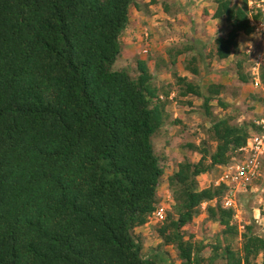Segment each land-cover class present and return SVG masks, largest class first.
<instances>
[{
	"label": "trees",
	"instance_id": "16d2710c",
	"mask_svg": "<svg viewBox=\"0 0 264 264\" xmlns=\"http://www.w3.org/2000/svg\"><path fill=\"white\" fill-rule=\"evenodd\" d=\"M131 3L0 0V264H167L160 245H172L181 264H256L258 256L264 264V238L252 225L239 233L231 223L235 210L222 205L225 186L198 187L199 175L231 162L257 130L228 116L210 126L214 149L189 144L199 160L184 159L168 177L172 212L165 210L156 229L161 244L143 251L135 229L160 204L164 167L152 137L167 113L146 60L136 61L135 78L112 69ZM215 3L213 17L229 27L214 40L216 58L225 59L238 32L253 31L250 19L264 24V11L252 12L247 0ZM236 65L240 81L251 84L250 71ZM173 76L182 96L204 97L206 110L208 97L220 93L218 84L201 90ZM259 77L263 87L264 65ZM204 202L227 242L206 262V246L185 239L184 229ZM237 234L240 251L230 241Z\"/></svg>",
	"mask_w": 264,
	"mask_h": 264
},
{
	"label": "rangeland",
	"instance_id": "374dc122",
	"mask_svg": "<svg viewBox=\"0 0 264 264\" xmlns=\"http://www.w3.org/2000/svg\"><path fill=\"white\" fill-rule=\"evenodd\" d=\"M233 2L240 5L242 0ZM215 7V0H132L128 24L120 37L121 52L112 66V69H125L135 78L138 73L136 61L146 60L152 73L151 82L160 87V99L166 101L167 127L163 126V130L154 133L152 142L164 167L157 200L166 205L167 213L172 212L173 203L168 177L184 159L196 162L200 158V154L189 144L199 145L204 141L213 150L216 142L212 140L209 129L215 119L228 116L231 123L240 125L264 114V85L255 89L249 83H242L236 65L241 62L243 71L248 69L254 53L262 45L260 38L264 40V36L260 37L254 31L249 34L238 32L236 49L225 59L216 58L214 40L218 36L225 37L229 27L224 18L213 17ZM251 10L255 13L258 8L253 5ZM144 47L147 53L143 52ZM168 50L174 55L173 58L168 56ZM192 68L197 69V74L192 73ZM174 73L198 84L201 90H206V86L213 83L221 86L217 96L208 97L211 99L208 110L203 106L204 97L182 96L179 93ZM163 82L166 84L163 85ZM217 97L227 106H221ZM236 156V153H232V157ZM206 161L209 162V159ZM219 172L220 168L216 166L199 175L198 187L214 185ZM256 186L259 187V181ZM238 204L231 223L236 224L239 233L244 231L246 224L252 225L255 233L264 238V200L260 199V191L241 195ZM205 205L199 207V213L184 229L185 239L201 241L206 246V262L215 254L216 245L223 247L227 242L220 232L221 226L207 219ZM256 209L260 210L259 215ZM161 222L150 217L146 224L135 229L142 236L145 253L153 252L161 244L156 232ZM230 241L235 249L241 250L239 234L231 237ZM158 250L166 253L167 264H181L172 245H160ZM259 262L260 256L256 264ZM215 264H224V260H218Z\"/></svg>",
	"mask_w": 264,
	"mask_h": 264
},
{
	"label": "built area",
	"instance_id": "2783aa9c",
	"mask_svg": "<svg viewBox=\"0 0 264 264\" xmlns=\"http://www.w3.org/2000/svg\"><path fill=\"white\" fill-rule=\"evenodd\" d=\"M249 9L253 5L264 11V0H247ZM252 11V10H251ZM253 12V11H252ZM249 25L253 27L256 35L264 36V24L255 19H250ZM262 45L252 57L248 70L251 74V86L255 89L261 88L259 77L260 67L264 65V40L260 38ZM147 48H143L146 53ZM257 130H253L246 138L245 144L239 149V155L231 162L220 166V172L214 181V185H224L225 192L222 198V205L226 208H233L235 212L239 206L241 195L248 192L260 191V199L264 200V114H260L252 120ZM259 181V187L256 183ZM206 203H202L204 206ZM264 209V206L262 207ZM166 205L160 203L151 218L161 222L165 216ZM258 215L259 209H256Z\"/></svg>",
	"mask_w": 264,
	"mask_h": 264
},
{
	"label": "crops",
	"instance_id": "0c3cea01",
	"mask_svg": "<svg viewBox=\"0 0 264 264\" xmlns=\"http://www.w3.org/2000/svg\"><path fill=\"white\" fill-rule=\"evenodd\" d=\"M164 84H166V82H163V85ZM167 109H168V107H167ZM163 126H165V128L167 127V125H166V122H164L161 126H160V128L157 130V132L159 131V130H163ZM173 133H174V131H173Z\"/></svg>",
	"mask_w": 264,
	"mask_h": 264
}]
</instances>
